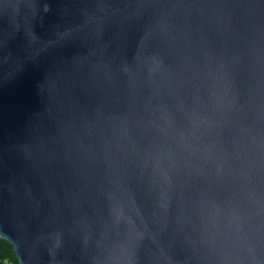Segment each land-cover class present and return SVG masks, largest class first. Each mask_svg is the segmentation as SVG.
Masks as SVG:
<instances>
[{
	"label": "water",
	"instance_id": "water-1",
	"mask_svg": "<svg viewBox=\"0 0 264 264\" xmlns=\"http://www.w3.org/2000/svg\"><path fill=\"white\" fill-rule=\"evenodd\" d=\"M0 236L264 264V0H0Z\"/></svg>",
	"mask_w": 264,
	"mask_h": 264
},
{
	"label": "trees",
	"instance_id": "trees-1",
	"mask_svg": "<svg viewBox=\"0 0 264 264\" xmlns=\"http://www.w3.org/2000/svg\"><path fill=\"white\" fill-rule=\"evenodd\" d=\"M0 264H20L12 243L0 236Z\"/></svg>",
	"mask_w": 264,
	"mask_h": 264
}]
</instances>
